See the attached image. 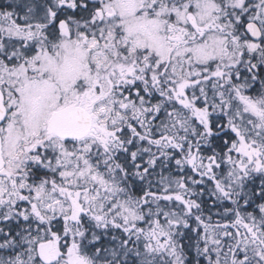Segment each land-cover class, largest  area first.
I'll list each match as a JSON object with an SVG mask.
<instances>
[{"label": "snow or ice", "instance_id": "obj_1", "mask_svg": "<svg viewBox=\"0 0 264 264\" xmlns=\"http://www.w3.org/2000/svg\"><path fill=\"white\" fill-rule=\"evenodd\" d=\"M0 264H264V0H0Z\"/></svg>", "mask_w": 264, "mask_h": 264}]
</instances>
